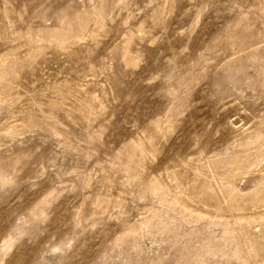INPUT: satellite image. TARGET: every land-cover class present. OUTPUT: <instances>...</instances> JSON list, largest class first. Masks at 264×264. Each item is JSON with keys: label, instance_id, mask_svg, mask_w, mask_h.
Instances as JSON below:
<instances>
[{"label": "rangeland", "instance_id": "374dc122", "mask_svg": "<svg viewBox=\"0 0 264 264\" xmlns=\"http://www.w3.org/2000/svg\"><path fill=\"white\" fill-rule=\"evenodd\" d=\"M0 264H264V0H0Z\"/></svg>", "mask_w": 264, "mask_h": 264}]
</instances>
